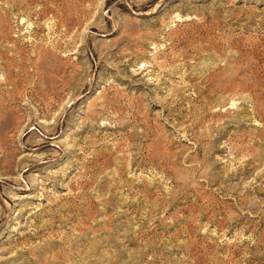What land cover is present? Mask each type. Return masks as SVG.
Returning <instances> with one entry per match:
<instances>
[{"label": "rangeland", "instance_id": "1", "mask_svg": "<svg viewBox=\"0 0 264 264\" xmlns=\"http://www.w3.org/2000/svg\"><path fill=\"white\" fill-rule=\"evenodd\" d=\"M0 264H264V0H0Z\"/></svg>", "mask_w": 264, "mask_h": 264}, {"label": "bare ground", "instance_id": "2", "mask_svg": "<svg viewBox=\"0 0 264 264\" xmlns=\"http://www.w3.org/2000/svg\"><path fill=\"white\" fill-rule=\"evenodd\" d=\"M262 98V97H261Z\"/></svg>", "mask_w": 264, "mask_h": 264}]
</instances>
